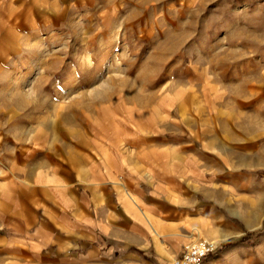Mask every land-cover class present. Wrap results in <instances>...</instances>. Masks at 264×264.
Returning <instances> with one entry per match:
<instances>
[{
    "label": "rangeland",
    "instance_id": "374dc122",
    "mask_svg": "<svg viewBox=\"0 0 264 264\" xmlns=\"http://www.w3.org/2000/svg\"><path fill=\"white\" fill-rule=\"evenodd\" d=\"M152 163L211 219L172 257L264 264V0H0V264H43L55 193Z\"/></svg>",
    "mask_w": 264,
    "mask_h": 264
},
{
    "label": "crops",
    "instance_id": "0c3cea01",
    "mask_svg": "<svg viewBox=\"0 0 264 264\" xmlns=\"http://www.w3.org/2000/svg\"><path fill=\"white\" fill-rule=\"evenodd\" d=\"M145 171L123 186L96 173L81 191L70 195L65 186L66 192L52 195L49 239L35 257L43 264H163L171 258L173 264L188 227L201 219L211 223L207 205L194 195L199 184L179 189L181 179L168 177L156 163ZM205 234L214 237L210 230Z\"/></svg>",
    "mask_w": 264,
    "mask_h": 264
},
{
    "label": "built area",
    "instance_id": "2783aa9c",
    "mask_svg": "<svg viewBox=\"0 0 264 264\" xmlns=\"http://www.w3.org/2000/svg\"><path fill=\"white\" fill-rule=\"evenodd\" d=\"M214 243L207 240L194 241L185 246L182 256L174 264H202L213 252Z\"/></svg>",
    "mask_w": 264,
    "mask_h": 264
},
{
    "label": "bare ground",
    "instance_id": "6f19581e",
    "mask_svg": "<svg viewBox=\"0 0 264 264\" xmlns=\"http://www.w3.org/2000/svg\"><path fill=\"white\" fill-rule=\"evenodd\" d=\"M214 243V242H213ZM215 244V243H214ZM174 261H175V259H174ZM174 261H173V264H174Z\"/></svg>",
    "mask_w": 264,
    "mask_h": 264
}]
</instances>
